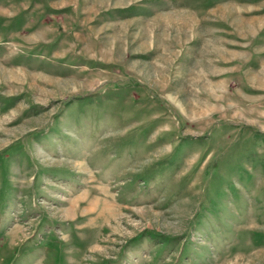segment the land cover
<instances>
[{"label": "rangeland", "instance_id": "obj_1", "mask_svg": "<svg viewBox=\"0 0 264 264\" xmlns=\"http://www.w3.org/2000/svg\"><path fill=\"white\" fill-rule=\"evenodd\" d=\"M0 264H264V0H0Z\"/></svg>", "mask_w": 264, "mask_h": 264}]
</instances>
